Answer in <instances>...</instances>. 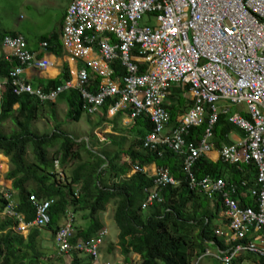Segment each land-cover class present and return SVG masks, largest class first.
Segmentation results:
<instances>
[{"label":"built area","instance_id":"built-area-1","mask_svg":"<svg viewBox=\"0 0 264 264\" xmlns=\"http://www.w3.org/2000/svg\"><path fill=\"white\" fill-rule=\"evenodd\" d=\"M62 38L64 48L85 64L77 84L69 82L50 94L27 84L23 80L26 69L47 70L51 64L37 60L23 35H5L2 46L18 67L8 80L0 82V100L8 86L15 96H31L43 104L75 88L88 115L107 105L109 115L127 111L132 120L149 119L152 130L144 140L145 147L162 146L179 156L187 189L209 201L219 200L224 209L226 228L215 231L224 247L217 254L206 249L204 255H213L222 264L245 256L264 260V0H72ZM42 47L47 50L49 44ZM117 62L122 77L114 69ZM89 72L100 80L93 93L87 89ZM174 87H188L191 106L181 122L165 132L171 123L167 105ZM222 116L245 136L238 144L223 146L221 160L239 169L255 170L253 183L238 185L195 176L197 162L214 149L215 129ZM200 126V139L188 143L190 130ZM54 174L66 184L59 160ZM178 186L169 171L162 170L154 180L156 191L148 193L142 209L162 202L161 192ZM0 197L7 201L1 215L13 221V231L22 234L31 228L42 231L50 227L56 200L32 195L36 218L28 222L18 211L12 190L2 183ZM241 198H251L254 206H244ZM65 213V223L55 235L58 250L67 254L79 250L89 260L86 264H115L101 254L107 230L72 244L75 215Z\"/></svg>","mask_w":264,"mask_h":264},{"label":"trees","instance_id":"trees-1","mask_svg":"<svg viewBox=\"0 0 264 264\" xmlns=\"http://www.w3.org/2000/svg\"><path fill=\"white\" fill-rule=\"evenodd\" d=\"M5 35L17 36L18 34L0 30V38L3 39ZM41 42H46L52 46L55 42L56 44L59 42V37H45L41 39ZM15 65H17L15 61H13V64H6L3 59L0 60V82L9 79L10 72L17 68ZM114 69L117 75L122 77L123 70L118 62ZM98 84L99 79L96 78L94 87ZM187 89L188 87H186ZM93 91L95 90L93 89ZM67 93L69 94L67 98L70 107L69 119L78 121L84 113L82 97L76 90L67 91ZM2 94L0 125L12 119L15 125L22 129L21 133L18 134L19 136L14 137L12 141L7 140V135L0 131V150L5 155L10 156L12 167L7 179L13 181L12 190L15 192V197H17L18 211L26 215L28 222H33L36 218V209L30 200L32 195L40 200H56V204L53 205L50 212L52 223L49 228L52 230L66 211L74 213L75 222L76 214L82 211L85 216H83L84 219H88L90 225H88L87 230L82 229L83 231H77V226H75L74 239L71 241L74 244L78 239H91L97 236L102 230L99 214L106 210L108 204H111L112 201H118L116 221L121 229L120 244L126 254L132 250L133 253L139 254L142 260L141 264H192L194 255L188 253L184 238L171 233L173 219L182 220L188 231L202 226L197 240V256L204 253L206 246L214 247V244H211L212 242L221 243L212 234L213 231L210 229L209 223L206 224V219L210 220L214 215L204 214L199 217L196 209L187 210L188 202H192L195 197L203 198H199V200L204 202H208V199L196 193H191L184 184L183 176L181 188H167L162 193L165 200L164 205L158 204L156 212L147 217L142 213L144 201L138 203L136 199H142L144 187H152L154 181L146 180L141 174L136 175L130 182L108 188L105 185V180L102 179V174L96 176L95 173H92L95 171L90 172L89 167L86 168L83 165L73 170L72 177L67 179L66 184L59 182L54 174L56 159L53 158L51 151L59 146L56 158H60L62 164L67 165L68 162L72 163L77 159V156L72 155L71 152L76 145L75 142L69 136L62 134L59 129L53 134L45 135H38L32 131L34 122L39 119L41 110L45 107V104L41 103L39 99L31 96L19 98L13 94L9 86L5 88ZM182 100L181 97L177 99L169 97L168 103L170 104L167 105V108L170 111L172 122H175ZM17 104L20 105V108L14 110L13 107ZM141 126L147 130H152L149 119L145 118ZM203 126L190 130V135L186 138L188 143L194 144L200 139ZM238 132L240 130L233 126L226 116H222L215 129V141L219 146L231 145L230 135ZM31 147L33 159H30L29 155ZM163 150L165 151L163 155H166L167 158L169 155H175L166 148H159L157 151L146 150L147 152L139 154L141 164L155 161ZM112 164L114 165L113 170L116 169L119 173L127 174V169H117L116 165ZM225 169L231 170V175L234 171H237L238 175L241 173L237 168L223 162L214 165L203 159H200L197 163L194 173L199 178L209 176L214 179H221L220 175L224 174L223 170ZM243 172L241 176H235L231 181L239 185L243 181H251L256 175L253 169L246 168ZM76 193H78V197ZM215 203L216 206L220 207L219 201ZM5 204H7V201L0 197V213L3 211ZM244 204L246 206L253 205V202L244 201ZM84 211H87V213ZM192 221L196 222L197 225L185 223ZM11 224H13V221L9 219L0 221V264H44L41 261L43 255L39 253L38 246V239L42 231L35 228L29 238L26 239L22 235L13 234ZM204 239L209 243L204 242ZM67 255L72 258L70 264H86L87 262L86 257L79 250L72 249ZM246 260L257 262L256 259L248 256L235 258L231 264H243ZM260 264H264V260H261Z\"/></svg>","mask_w":264,"mask_h":264},{"label":"crops","instance_id":"crops-1","mask_svg":"<svg viewBox=\"0 0 264 264\" xmlns=\"http://www.w3.org/2000/svg\"><path fill=\"white\" fill-rule=\"evenodd\" d=\"M71 2L72 0L70 1L69 5L71 4ZM67 8L61 14L58 13L57 21L54 24H48L40 32H37V30L33 29L32 26L27 30L21 31L22 27L19 25H15L14 30L12 31L4 30L9 33L23 35L27 39L29 50L36 55L37 60L50 62L51 67L48 68L47 70L28 68L25 70V74L23 77V80L27 84L33 86L35 89H41L46 94H50L51 92L56 91L58 88H61L62 86L66 85L69 82L76 85L78 81L77 78L78 73L85 67L84 62L74 59L72 55L64 48L63 45V38H62L63 22ZM52 36L59 37V42L57 44L55 42V44L52 46L50 44L49 48L45 50L42 47V45L43 43L46 42H41V39L45 37L51 38ZM8 54L9 52L7 49H5L2 46V39L0 38V60L3 59L6 62V64H13V60L8 58ZM15 64H17L15 65V67H18L17 61H15ZM89 75L91 77V80L89 87L87 89L89 92L93 93L94 92L93 89L95 90L94 82L96 80V76L90 72ZM54 88L56 89L54 90ZM74 90L76 89L74 88ZM68 95L69 94L67 92L65 94L63 93L59 96V98L56 101L54 102L49 101L48 103H45V107L42 108L41 113L39 115L40 116L39 119L33 124L34 133L38 135H45V132L41 130L42 128H44L45 130L47 128V130L51 129L52 131L49 132L53 134V132L59 129V131L62 132V134L69 136L76 144L71 151L72 155L74 154L77 156V159L75 160L81 161L82 158L86 156L89 162L80 163L81 164L80 166L87 165L89 167L90 172L95 171L92 173H95L96 176L102 174V179L105 180V185L108 188L109 187L113 188L115 185H121L124 182H130L138 174L143 175V177L146 180L154 181L156 179L157 174L160 173L162 170H168L171 176L179 183V186L173 189L181 188L180 186L182 183L181 179L182 176L184 177V175H182L183 160L179 158V156L169 155L167 158L166 155H163L165 154V151L163 150L162 153L158 155V158L155 161L141 164L139 159V154L147 152L146 150L157 151L159 148H165L162 146H157L155 149H148L147 147H145L144 140L151 133L150 129L147 130L145 127L141 126L145 121V118L132 120L130 119L129 112L127 111L121 112L117 116H112L109 115V106L106 105L102 109H100L98 113L94 115H88L84 112L80 116L78 121H74L69 119L68 116V113L70 112V107L67 102ZM169 97H174L175 99L181 97L183 100L180 103L179 112L175 117V122H172L171 119V123L167 131H171L174 126L178 125L181 122L184 114L188 111V108L191 106V96L188 89L186 90L185 87L172 88ZM169 97H168V101H169ZM2 99L0 100V106ZM169 104L170 103H168V105ZM13 108L14 110H18L20 108V105L19 104L14 105ZM56 109L58 110L57 111L58 117L55 116ZM234 110H236V108H234ZM59 111H63L64 113L63 118L59 117ZM52 114L54 117L52 116ZM83 117H86L87 122L92 127V131L90 132V134L88 132H85L86 130L84 127L82 129L73 127L71 131L67 130V123L69 124L75 123L76 125H79V121H81ZM9 121L11 122V125L13 126L15 125L13 120L9 119L4 123H2L0 125V128L3 124H8ZM11 125L9 124V126ZM64 125H66L65 128ZM9 134H11V132L6 133V135ZM244 136L245 135L242 131L231 134L229 137L232 143L231 145L238 144L244 138ZM90 137H92L94 142H90ZM213 145H214V149H212L209 153L204 155L202 159L204 161H207L215 165L223 162L221 160V150L223 146H225V144L219 146L218 143L215 141V139H213ZM58 150H59V146L53 149L51 151L52 156L53 158L56 159V161L58 160L60 161L61 170L64 173V176L67 179H69L70 177H72L71 175L73 170L79 166H77L76 164H75L76 167L75 165H72V163L74 164L75 161H73L72 163L68 162L67 165H63L60 158H56V156H58L57 154ZM1 154L6 156L7 162L5 163V165L7 171L6 172L3 171L4 174L2 176L0 173V183H2L6 189L12 190L13 181L7 179V175L10 171V166L12 167L10 162V156L5 155L4 152L0 150V155ZM112 163L116 165L117 169H127V174L119 173L116 171V169L113 170L114 165ZM1 169L2 168L0 166V172ZM137 169L141 171L138 172ZM237 169L241 172L239 173V175L237 171H234L233 175H231V170L225 169L223 170L224 174H221L220 176L223 178V180L227 182L230 181L231 183H233L231 179H233V177L235 176H241V174L244 173L243 171L246 168L244 167L241 169L239 168ZM119 174H121V176L118 177ZM197 178L201 179L203 177L200 178L197 177ZM255 179H256V175L251 181L248 182L253 183ZM155 191L156 189L154 187V182H153L152 187L150 188L144 187L143 198L136 199V202L139 203L144 201L142 204L143 207V205L147 201L148 193ZM164 191L161 192L160 197L163 196L162 193ZM13 193L15 194L14 191ZM199 198L200 197L197 198L195 197L194 200L192 199V202L189 201L187 204V210L196 209L199 217L204 214H208L210 216L214 215L210 220L206 219V224L209 223L210 229H212L213 231L212 234L215 235V237H217L221 243L217 244L216 242H212L211 244H214V247L206 246V248L204 249L212 248L214 250V253L217 254L219 248H223L224 242L222 240L223 239L222 237L219 238L218 236H216L215 231L219 227L226 228L228 220L224 212V209L221 207V205L220 207L216 206L215 202L219 200L217 201L207 200L208 202H204L199 200ZM244 201L248 203L253 202L251 198H245V199L241 198V202L244 206H246L244 204ZM164 202L165 200L163 198L162 202L154 203L151 206H149L147 209H145L149 213L147 216L153 215L158 208L157 205L163 204ZM247 206L253 207L254 202L253 205H247ZM117 207H118V201H112L111 204H108L106 210H104L99 214V221L102 226V229L107 230L108 227H111L113 229L116 228L115 236H117V239L115 241L113 239L107 240L106 238L104 244L101 246L102 257L105 261L113 262L115 264H141L142 260L139 254L133 253V250L130 251V253L126 254V251L120 244L121 229L116 221ZM161 208L163 209V207ZM65 215L66 213H64L61 216V218L58 220L57 225L56 226L54 225L53 228L54 231H57L58 227L62 226L65 223ZM0 220L2 221L3 219L0 218ZM78 221L79 218H77V214H76V226ZM215 221H217V223H215ZM171 223H172L171 233H173L175 236L183 237L184 240L186 241V248L188 253L196 254L197 246H198L197 240L202 230V226L195 227L191 231H188L185 228L186 224L184 225L183 224L184 222L182 220L173 219ZM185 223H187L188 225H195V226L197 225L196 222L193 221L185 222ZM88 227H89L88 225L83 226L82 229L87 230ZM34 229L35 228L33 229L31 228L28 232L19 235H22L27 239L29 238V236L31 235ZM40 237H42V235ZM204 242L209 243V241H206V239H204ZM113 256H115L114 259H112ZM249 257H252L257 260V262L254 261L255 264H260V260H258L257 258L253 256H249ZM88 261L89 260L87 259V262Z\"/></svg>","mask_w":264,"mask_h":264},{"label":"rangeland","instance_id":"rangeland-1","mask_svg":"<svg viewBox=\"0 0 264 264\" xmlns=\"http://www.w3.org/2000/svg\"><path fill=\"white\" fill-rule=\"evenodd\" d=\"M70 1L71 0H0V29H2L3 31H12L14 30L15 25H19L22 27L21 31L27 30L32 26L33 29L37 30V32H40L48 24H54L57 21L58 13L61 14L67 8ZM57 111L58 110L56 109V117H58ZM63 116V111H59V117L63 118ZM9 124L11 125L10 121L8 122V124H3L0 128V131L4 134L11 132V134L6 136V139L12 141L14 140V137L19 136L18 134L21 133L22 128L15 125L9 126ZM79 125H76L75 123H67V130L71 131L73 127H77L80 129L84 127L86 130L85 132H88L90 134V132L92 131V127L87 122L86 117H83L82 120L79 121ZM65 127L66 125H64V128ZM168 128L165 130V132H169L167 131ZM41 131H44L45 134H50L52 130H47V128L45 130L44 128H42ZM90 142H94L92 137H90ZM29 150L30 159H33L32 147ZM0 158V166L2 168L0 173L2 176L4 174L3 171H7L5 165L7 159L6 156L2 154L0 155ZM82 160H78L79 162L75 160L74 164L72 163V165L76 164L77 166H80V163L89 162L86 156H84ZM84 166L88 168L87 165ZM15 199H17V197H15ZM84 212L87 213V211ZM148 214L149 213L147 210L143 211V215L145 217H147ZM83 216L84 213L82 211H79L77 214V218H79L76 228L77 231H82L83 226L90 225V221L88 219H84L85 216ZM1 217L2 216H0V218ZM215 223H217V221H215ZM107 230V232H109L106 237L107 240L113 239L115 241L117 239V236H115L116 228L113 229L111 227H108ZM41 233L42 237H39L38 239L39 253L43 255L41 261H43L44 264H70L72 260L70 258V255L61 253V251L58 250L55 244L54 236L56 235V231L51 229H43ZM209 250L211 254H215L212 248H209ZM193 255L194 257L192 258V264H222V262L213 255H204V253L200 256H197L196 254ZM114 258L115 256L112 257V259ZM243 264L255 263L252 260H246L245 262H243Z\"/></svg>","mask_w":264,"mask_h":264},{"label":"clouds","instance_id":"clouds-1","mask_svg":"<svg viewBox=\"0 0 264 264\" xmlns=\"http://www.w3.org/2000/svg\"><path fill=\"white\" fill-rule=\"evenodd\" d=\"M12 192H13V191H12ZM13 194H14V193H13ZM14 200L17 201V199H15V195H14ZM1 214H2V212L0 213V216H2ZM1 219H5V218L2 216ZM12 226H13V224H11V230H12L13 234H19V233L13 231L14 229H12Z\"/></svg>","mask_w":264,"mask_h":264}]
</instances>
